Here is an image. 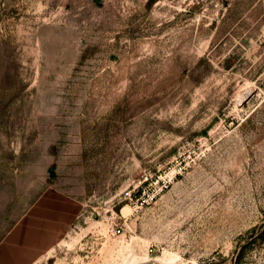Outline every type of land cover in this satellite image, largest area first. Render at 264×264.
I'll return each instance as SVG.
<instances>
[{
    "label": "rangeland",
    "instance_id": "obj_1",
    "mask_svg": "<svg viewBox=\"0 0 264 264\" xmlns=\"http://www.w3.org/2000/svg\"><path fill=\"white\" fill-rule=\"evenodd\" d=\"M49 189L30 264H264V0H0V244Z\"/></svg>",
    "mask_w": 264,
    "mask_h": 264
},
{
    "label": "crops",
    "instance_id": "obj_2",
    "mask_svg": "<svg viewBox=\"0 0 264 264\" xmlns=\"http://www.w3.org/2000/svg\"><path fill=\"white\" fill-rule=\"evenodd\" d=\"M59 192L53 189L46 191L4 238L0 244V264L32 263L68 225L73 209L77 208L76 216L64 234V237L66 236L80 213L81 205ZM58 241L60 240L55 244Z\"/></svg>",
    "mask_w": 264,
    "mask_h": 264
},
{
    "label": "built area",
    "instance_id": "obj_3",
    "mask_svg": "<svg viewBox=\"0 0 264 264\" xmlns=\"http://www.w3.org/2000/svg\"><path fill=\"white\" fill-rule=\"evenodd\" d=\"M177 174L178 171L175 168L157 174L152 181L153 187L143 190L142 192L141 190L139 191V195L135 202V208L140 209L146 203L156 202L161 194L171 186ZM115 230L116 233L122 232V227L118 226Z\"/></svg>",
    "mask_w": 264,
    "mask_h": 264
},
{
    "label": "water",
    "instance_id": "obj_4",
    "mask_svg": "<svg viewBox=\"0 0 264 264\" xmlns=\"http://www.w3.org/2000/svg\"><path fill=\"white\" fill-rule=\"evenodd\" d=\"M140 173L137 174V176L139 175Z\"/></svg>",
    "mask_w": 264,
    "mask_h": 264
}]
</instances>
